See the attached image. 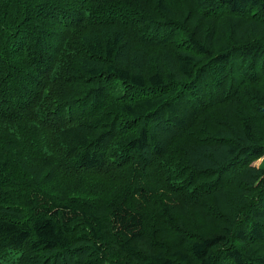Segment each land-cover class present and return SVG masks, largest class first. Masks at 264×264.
Masks as SVG:
<instances>
[{
  "label": "trees",
  "instance_id": "16d2710c",
  "mask_svg": "<svg viewBox=\"0 0 264 264\" xmlns=\"http://www.w3.org/2000/svg\"><path fill=\"white\" fill-rule=\"evenodd\" d=\"M0 264H264V0H0Z\"/></svg>",
  "mask_w": 264,
  "mask_h": 264
},
{
  "label": "rangeland",
  "instance_id": "374dc122",
  "mask_svg": "<svg viewBox=\"0 0 264 264\" xmlns=\"http://www.w3.org/2000/svg\"><path fill=\"white\" fill-rule=\"evenodd\" d=\"M262 160H263V158H261L260 160H258L257 162H255L253 165L257 167L259 164H261Z\"/></svg>",
  "mask_w": 264,
  "mask_h": 264
}]
</instances>
